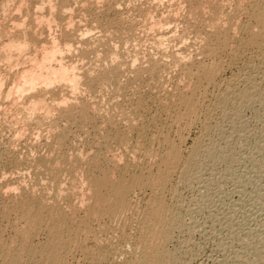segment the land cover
<instances>
[{"label": "bare ground", "instance_id": "1", "mask_svg": "<svg viewBox=\"0 0 264 264\" xmlns=\"http://www.w3.org/2000/svg\"><path fill=\"white\" fill-rule=\"evenodd\" d=\"M117 1L22 0L19 3L36 4L38 15L28 25H23L24 22L15 27V34L22 36V40H12L0 49L10 67L27 66L15 72V85L6 91L7 99L13 100L14 110L22 106L18 110V115H23L22 120L36 121L39 130L47 132L45 136L39 134V139H36V142H42L40 139L45 138V145L42 144L47 151H40L43 152L41 155L36 150L41 156L36 154L37 157L28 164L33 170L29 178L28 175H22L26 173H18L15 181L11 182L19 186L7 188L8 192H3V195H11V198L20 194L25 199L23 207L29 209L23 217L27 224L0 217V264H74L77 257L82 262L78 258L76 264H186L193 260L194 254L188 244L183 252L178 248L170 250V245L176 242L178 232L190 234L194 229L186 227L179 216L180 212L185 211L180 201V188L186 189L201 180L204 164L202 160L205 159H201L202 155L216 158L217 152L221 151L222 143L218 146L217 141L215 142V137L223 131L221 126L225 123L232 129L237 128L238 123L228 113L238 112L245 103L251 107L252 103L254 105L259 102L260 105L264 101V0H188L191 10L188 13L183 6V11L194 22H185V17L184 29L178 28V24L182 25V20L181 24L175 21L181 18L177 11L178 16L170 11L172 13L168 14V18L158 19L154 8L149 5L148 8L142 7L144 4L141 5L140 2L141 7L135 6L139 14H144L143 19L147 16L144 20L147 21L145 31L143 27L133 30L130 26L132 24L129 25V29L133 28L130 31L135 39V44L131 46V74H134V78L123 81L124 83L119 81L118 85H105L108 74L120 70L118 59L117 66L115 65L117 53L112 55L114 66L105 68L98 66L101 59L99 55L88 64L82 63L80 69L65 57L73 52L70 41L72 38L69 39L72 36L81 45L75 50V53L81 54L80 59L83 55L99 54L98 50L87 47L91 43L87 32L82 33L80 28L70 27L74 19L70 7L80 3L84 14H93L92 11L100 14L103 2H106L104 7H109ZM153 1L160 6L171 5L175 9L173 4L177 0ZM8 2L0 0V12L3 15L9 13ZM179 7H182L181 4ZM17 12L22 11L19 8ZM11 13L12 11L9 14ZM81 15L80 13V18L83 17ZM135 15L137 17L138 14ZM104 18L107 22V13L94 21L101 23ZM66 20L67 27L62 26ZM133 21L137 23L136 20ZM54 28H64L59 38L55 34L56 29L53 31ZM191 28L195 33H190ZM136 31L139 33L136 34ZM148 31L154 33L150 41L157 47V53L148 54L147 59V55L142 53L144 50L140 38ZM177 32L179 36H175ZM77 33L79 34L76 35ZM169 34L172 35L168 38ZM188 34H196L189 45ZM42 37L51 46L44 45V48L41 47L42 51L38 50L41 52L39 57H34L31 51L37 48L36 41H40ZM0 39L3 37L0 36ZM170 66L173 70L176 68L183 79L174 84L176 87L173 91H166L167 75L173 73L168 68ZM233 67L246 73V76L241 75L242 79L239 76L225 79L224 74ZM91 72H97L95 77L84 75ZM10 75L11 72H0V98L4 94V77ZM144 77L154 79L149 85L147 78L148 82L144 84L148 86H137L141 89L137 88L138 91L129 96L132 89L130 86L135 82H142L141 78ZM87 81L92 84L86 85ZM112 88L115 96L124 100L122 103L115 99L117 96L115 100L111 98L116 103H107L108 100L104 97L108 96L106 92ZM209 88L215 90L211 95H208ZM99 89L101 91L98 93L101 95L98 96L103 97L104 92L106 96L99 97L101 99L96 96L99 106L104 103L103 107L101 105L97 109V104L85 100V97ZM155 90L162 95L154 93ZM57 91L60 100L51 108L45 97L50 92ZM27 103L29 107H26ZM55 114H59V122L66 123V126L53 121ZM73 126L77 128L75 132H72ZM89 127L91 131L87 130ZM194 127H199L200 136L194 141L192 148L186 151L185 132H190ZM235 128L233 132L240 129ZM85 132L89 134L87 139L82 136L84 139L75 140L74 136L84 135ZM227 138L228 141L230 138ZM75 141L83 142L80 145L82 147L78 148L79 144ZM34 146L36 147V143ZM223 148L224 146V151ZM234 153L230 157L227 154L232 162L236 159ZM22 162L23 160H16L0 164V169ZM63 176H70V182L66 183L68 180L64 181ZM174 178L177 179L176 183H173ZM9 181L4 176L0 177V185L8 186L11 184ZM138 193L149 194L142 204L133 200ZM2 219L4 222L6 220L7 225L4 223L5 226H2ZM117 222L124 223L115 227ZM110 234H113L116 241L107 236ZM255 236L258 239L251 230L244 237H247V241L241 239L244 242L242 245H247V249L251 251V255L247 254L251 258L247 257L242 263L238 258V263L256 264L260 260L264 264V238L256 240ZM120 247L127 249L123 258V253L118 257ZM234 254L239 253L234 251Z\"/></svg>", "mask_w": 264, "mask_h": 264}, {"label": "rangeland", "instance_id": "2", "mask_svg": "<svg viewBox=\"0 0 264 264\" xmlns=\"http://www.w3.org/2000/svg\"><path fill=\"white\" fill-rule=\"evenodd\" d=\"M8 1L9 2H8V8L7 9L9 10V13H10V11H12V13L11 14L8 13V15H6V14L3 15L2 12H0V36L3 37V39H0V45H1L0 49L1 48L3 49L4 46L6 44H9L12 40H14V41L22 40V36H17V34H15V32H14V31H16L15 27L21 26L24 22H25V24H23V25H28L31 22V20L36 15H38L37 5L34 3L26 2L24 4L23 3L19 4L22 0H8ZM181 1L177 0L176 2H178V3L175 2V5L173 4V6H175V9H174V7L171 8V5H168V4H164V5L160 6V4H158L157 2H154L153 0L150 2H149V0H145V1L143 0L144 3L141 0L140 1L139 0L138 1L137 0H118L116 2V4H112L109 7H104V5L106 6V4H105L106 2H103L104 5L103 4H101V5L103 6L104 9L100 5V9L102 10V12H101V10H98V11H99V13L101 12L100 14L102 16L105 13H107L108 21L107 22L105 21V18H106L105 17L101 23L94 21V19H96V18L100 19L102 17L100 14H97L95 11H92L93 14H86V13L84 14L83 9H81L82 6L80 3H78L77 5H72L70 8H72V13L74 15V19H73V24L70 27L74 28V29L80 28L82 33L87 32V34H86L87 38H88V40H91L90 45L88 43L87 47H89L92 50H98L99 54L93 53V54H88L86 56L83 55V57H82L83 60L80 59L81 54L75 53V50L77 48H79L81 45H79L77 40L75 39V37L72 36L69 39L72 38L70 41L72 42L71 46H72L73 52L71 53L70 56L66 55L65 57H68V59H70L72 61V64H74V66H78V69H80V68H82V63L88 64V63H90L91 60L95 59L99 55L101 57V59L99 60L98 66L105 68L107 66L108 67L114 66V64L112 63V59H113L112 55L114 53H117L118 58L116 57V64L115 65L117 66V59H118V63L121 66L120 70H119V72H117L118 70H115L114 74H108L105 85H118L119 81H122V82L126 81L127 82L129 79L131 80L134 78L133 77L134 74H131V68H132V59H131L132 54L131 53L133 51L131 46L133 44H135L134 43L135 39L132 37V32L130 30H132L133 28H134L133 30H139L143 27V30L145 31V25L147 24L146 23L147 21L146 22L144 21L147 16H145V18L143 19L142 17L144 14L143 15L141 13L139 14V12L136 10L137 7H141V5H143V4L144 5L142 7L145 6V8L148 5L151 6L152 8H154V11L156 13L155 16H156V18L158 17V19H163L164 17H167L168 14L170 13V11L175 12L176 15L178 12V15L181 16V18L180 17H179L180 19L176 18L177 20H175V21L177 24H178V22L181 24L184 21L185 17H186L185 22L190 21V23L191 22L193 23L194 22L193 19L187 15V12L189 13L190 12L189 10H191L190 7H188L189 6L188 0H183L184 2L183 1L181 2ZM179 2H181L180 3L181 6L182 7L184 6L187 12L183 11L184 7L183 8L179 7V5H180ZM185 2H187L186 4H188V5L184 4ZM139 3L141 5H139ZM176 4L177 5L179 4V5L177 6ZM19 8L21 9L22 12H17V11H19ZM155 8H157V9H155ZM176 8H177V10H176ZM134 9L136 11H134ZM173 9H174V11H173ZM79 10H80V12H79ZM181 10L183 11V13H181L182 12ZM103 11H106V12L104 13ZM135 12L138 14L137 17L135 15L136 14ZM18 13L19 14L21 13L20 14L21 16ZM80 13L82 14L81 16H83V14L85 15V17L83 16L84 18L81 17L83 20L80 18ZM139 16L141 18H139ZM133 20H136L138 24ZM181 20H182V22H181ZM142 22H143V24H142ZM185 22L182 23V25L184 24L183 27H182V25L179 26V24H178V28L180 27L181 29H184ZM58 23H61V22H59V20H58ZM130 24H132V25H130ZM129 25L132 26L133 28L129 29V28H131ZM62 26L67 27V20L62 23ZM62 29H64V28H60V29L54 28L53 29V31L55 30V34L57 33L56 35L58 38H59V35L61 34ZM127 29H129V30L127 31ZM191 30H192V28H191ZM1 32L3 33L2 35H1ZM179 32L181 33L182 31L179 29ZM179 32H177L175 34V36L176 35L179 36ZM191 32L193 34L194 30L190 31V33ZM138 33H139V31H136V34H138ZM144 33L141 35V38H140L143 40V41L141 40L142 50H144L142 53L145 56L147 55V59H148V57H149V55H151V53L152 54L157 53V50H156L157 47L155 46V44L153 42L150 41L154 35L153 31L152 32L148 31L146 34H144ZM78 34L79 33H77L76 35H78ZM192 34H188V35H190L189 36L190 40L188 41L189 42L188 45L190 44V42L191 43L193 42L192 40L196 36V34H194V35H192ZM171 35L169 34L168 38ZM43 37L40 39V41H36L37 48L33 49L31 51V53L33 55H35L34 57H39V55H40L39 52L42 51L45 46L46 47L51 46L50 42L45 41ZM27 39H30V38H27ZM41 47H43V48H41ZM182 47H184V45ZM178 48L179 47H177L176 49L178 50ZM38 50H40V51H38ZM190 51L192 52V49ZM188 53H189V51H188ZM165 60L169 61L168 59H165ZM9 64L10 63L6 59V56L0 52V72L1 73H6V72L10 73L11 72L10 76L4 77V89H3L4 94L0 98V164L13 162L16 160H23L22 163L14 164V165H12V167H9V166L6 168L3 167L2 168L3 171L0 169V172L2 171L0 173V177L4 176L5 179L7 178V181L10 180L9 182H11V181H15V178L17 177L18 173H20V174L26 173V174H22V175H25L26 177L28 175V178H29V175L32 173L33 170H31V168H29L30 166L28 164L33 160V158L36 156V154H37V156H41V155H43V152L45 153L47 151L44 147L45 142H43L45 140V138H43L44 140L40 139L42 142H36V139H39V137H38L39 134H43L45 136V135H47L46 134L47 132L45 133L41 129H40L41 130L40 131L39 130L40 127L36 124V121H29L28 120V122H26L25 120H22L23 115L22 114L18 115V113H19L18 110L22 109V106H19L18 110H14L13 109V107H14L13 100L7 99V92L6 91L15 85V81H16L15 72L27 67V66L14 67L12 65L10 67ZM11 64H13V63H11ZM168 68H171L173 70V68L171 66ZM230 70L231 69H229L226 72V74H224L225 79H227V78L229 79L233 76H239L242 79L244 77L243 76L244 74L246 76V73H243V72L241 73L236 67L235 68L233 67V69L231 71ZM96 74H97V72H94V73L91 72V73H86L84 75H86L87 77L88 76L95 77ZM168 75H170V76H168ZM168 75H167V79H168L167 81L168 82L166 83L167 88L165 87L164 89H166V91H171V89H172V91H173L174 88L176 87V85L174 86V84L175 83L177 84L183 78L181 77V73L178 72V70H176V68L173 70L172 75L171 74H168ZM147 78L148 77L141 78V79H143L142 82L139 81L140 83L135 82L134 85L132 84V86H130V87H132V89L130 91L129 96H131L133 92H135V91L137 92L138 89L140 90L141 88H138L139 86L142 88L144 87V85L148 86V84H144V83H147L149 81V85H150V82L153 81L154 78L153 79L148 78L149 79L148 81H147ZM89 82L90 81H87L86 85L92 84L91 82L90 83ZM97 84H98V82H97ZM147 86H145L144 90H146ZM164 89H163V91L161 90L164 93L163 95L161 92H159L162 96L165 95ZM109 90L113 91V92L110 93V92H108ZM109 90L106 92L108 94V96L105 95V92L103 93L104 95L102 94L103 97L106 96L104 98H105V100H108L107 101L108 104L109 103L110 104L116 103V101L113 102V100H115V99L117 101H119L120 103H122L124 101V100H121L120 97L118 99L117 95H116L117 98H115L116 97L115 93H114L115 90L113 88H112V90L111 89H109ZM213 90L214 89L209 88L208 95H211L213 93ZM99 91H101V90L99 89L97 92H94L93 94H87L85 97V100L92 102L93 104L94 103L97 104V106H96L97 109H99V107L101 105H102V107L104 106L103 102L100 104V106H99V103H97L99 101V99L103 98L102 96H98L100 94V93H98ZM66 93H68V92H66ZM154 93H158V90H155ZM109 94H111V97H109L110 96ZM112 94L114 95V97H112ZM66 95H68V94H66ZM70 95L71 94H69V96ZM96 96H97V98H99V97H101V98L97 99ZM156 96L160 97V95L158 96L157 94H156ZM70 97H72V96H70ZM106 98H108V99H106ZM45 99H46L49 107L52 108V105L56 104L60 100V94L58 91L56 93L50 92V94H48L45 97ZM125 100H127V99H125ZM262 103H260V105H259V102L257 104L254 103V105H252L253 103L252 104L250 103L251 107L248 103H245L241 107L242 109L241 108L238 109V112L230 111L228 113L233 117V118L232 117L231 118L233 120H235L234 122L238 123V126L236 125L237 128H235V127L234 128L237 130L240 128L239 129L240 131L239 130L236 131L237 133L233 132L234 128L232 129L231 126H229L228 124L226 125L224 123L223 126H221V129L223 127V129H222L223 131L221 130L223 133L221 131H219L221 133L218 132L221 137L218 135L220 138L218 136L215 137L216 140L214 138L215 142L217 141L216 143L218 144V146H219V144L222 143L221 146L222 147L224 146V148H223L224 151L222 150V147L220 146L221 149L220 148L219 149L221 151L217 152L218 155L216 158L214 156L213 157L211 156L212 158H210L209 156H206V155L203 156L202 155L201 159H203V158H205V159H203L204 161L202 160V163L204 162V164H203V170L201 169L202 172H201V176H200L201 180L199 181L200 183L196 182V184H192V186H188V187H186V189H185V187L180 188V193H181L180 195H182L180 201L184 205L183 210H185V211L181 210L182 212H180L179 216H180V218L182 217V221L186 227H191V229H193V228L194 229L191 230V232H193V233H190V234L178 232L176 234V238H175L176 242L172 243L170 245V250L178 248V250L183 252L184 247L190 246V249L192 250V252L194 254L193 255L194 258H193V260L186 262V264H217V263L218 264H232L235 260L236 261L233 264H235V263L239 264L240 262L242 263V261H245L249 257L251 258V256L248 257V255H247L248 253L251 255V251L249 249H247V245H245V247L242 245V243H244L243 242L244 240L247 241V239H246L247 237L244 238L245 235L247 233H249V231L252 230L253 232H255V235L258 236V239L264 238V150H263L264 149V128H263L264 127V103L263 104ZM26 107H29V103L26 104ZM258 110H259V112H258ZM53 111L55 113V110H53ZM235 113H236V115H235ZM56 115L57 114H55V119L53 118L54 119L53 121L54 122L57 121L56 124L59 123V125H60L61 123H63L64 126H66V123H64V122L60 123L59 122L60 121L59 120L60 116L58 117L59 114L57 116ZM57 117H58V119H57ZM237 123H235V124H237ZM240 123H241V125H240ZM235 124H234V126H235ZM224 125H226L225 126L226 128L224 127ZM60 126H63V125L61 124ZM241 128H243V129L241 130ZM74 129H75V127L73 126L72 132H75L77 130V128L75 130ZM231 129H232V131H231ZM87 130L91 131V128L89 127ZM261 130H262V132H261ZM199 131H200L199 127H197V128L194 127L190 132L189 131L185 132V141L186 140L187 141L185 142L184 149L186 151H188L190 147L192 148V145L195 143L194 141H196V139L200 136ZM224 131L226 134H224ZM88 132H85L84 135L82 133V135L80 134L79 136H74L75 140L79 139V141H80V139H84L85 137H86L85 139H87L89 136V134H87ZM231 132H232V135L234 134L233 137H230V136H232V135H230ZM248 134H250V135H248ZM224 135L225 136L228 135V138H227V136L225 137ZM222 137L225 138L224 141L222 140V139H224ZM76 138H78V139H76ZM226 138L227 139L230 138L228 140L229 142L226 140ZM79 141H75V143L77 145L79 144L78 148L82 147L80 145H83L82 143L84 142L83 140H82L83 142H79ZM225 141L228 142L227 146H225V144H226ZM224 142H225V144H224ZM35 143H36V147L34 146ZM37 143L40 147L37 146ZM216 143H215V145L217 146ZM229 143H231V144L229 145ZM41 145H43L42 150H40ZM77 145H76V148H77ZM74 146H75V144H74ZM212 146H213V144H212ZM213 147H215V146H213ZM44 149H45V151H43ZM231 149H233V150H231ZM36 150L39 151L38 153H40V151H43V152H41L40 153L41 155H40L36 152ZM118 152L119 151H117L116 153L118 154ZM121 152L122 151L120 150L119 153H121ZM233 153L235 154L236 159H238V160L235 159V161L232 162L229 157L231 156L230 154H233ZM227 154L229 155V157ZM262 172H263V174H262ZM69 177L70 176H68V177L63 176L62 178H64V181L68 180V182H66V183H69L70 182ZM176 178L173 179V183H176V181H177ZM210 180L212 181V183ZM18 186H19V184H13L12 182L8 186L7 185H0V217L12 218V219H14V222H24L25 224H27L26 219L24 221L23 217L26 214V210L29 208L23 207V203L25 202L24 197H21L20 194H17L16 196H14L12 198H11V195H9V194L3 195V192L4 193L8 192L7 188H16ZM148 195H149L148 193L144 194V195L143 194L141 195L138 193L137 195H135L133 197V200H135L134 201L135 203H141L142 204L143 201L145 200V198L148 197ZM209 198H212V200ZM210 200H211V202H208ZM203 201H205V202H203ZM205 204H206V206H205ZM228 210H229V212H228ZM81 216L83 217V214ZM123 221L125 222L124 219H123ZM124 222L115 223V227L121 226ZM4 223H6V225H7L6 220H5V222L3 220L2 226H5ZM227 226H229V227H227ZM107 236L109 238H111L112 240L116 241V238L113 237V234L112 235L110 234ZM240 236H241V238H240ZM182 238H184V239H182ZM189 238L191 241L189 240ZM254 238L256 239L257 237L255 236ZM258 239H256V240H258ZM187 240H189V242ZM192 242H193V245H192ZM187 244H188V246H187ZM258 245L260 246V244H258ZM241 247H243V248H241ZM122 248L123 247H120V249L117 253H118V257H119V254L122 255L121 253H123V255H124V256L122 255V258H123V257H125V254H126L124 252L127 251V249L123 248L124 249L123 250ZM234 251H235V253H239V254L235 255ZM240 252L242 254H240ZM234 255H235L236 259H235V257H233ZM230 256H231V259L229 258ZM227 257H228V259H227ZM232 257L234 258L233 260H232ZM78 258L79 257H77V260H79V259H80V261L82 260L81 258H79V259ZM238 258L241 259V261L239 263H238V261L240 259H238ZM253 258H255V256H253ZM229 259H230V261H233V262H230ZM77 260H74L73 263L74 264L78 263ZM257 261L259 262V264H262V261H260V260H257ZM257 261H256V264H258ZM81 262H80V264H83Z\"/></svg>", "mask_w": 264, "mask_h": 264}]
</instances>
